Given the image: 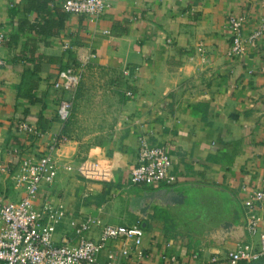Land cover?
Masks as SVG:
<instances>
[{"label": "crops", "instance_id": "0c3cea01", "mask_svg": "<svg viewBox=\"0 0 264 264\" xmlns=\"http://www.w3.org/2000/svg\"><path fill=\"white\" fill-rule=\"evenodd\" d=\"M108 2L97 18L66 13L57 33L42 35L28 27L17 31L18 20L39 19L21 8L25 0H0V201L23 194L13 178L20 159L38 157L60 138L53 181L40 184L33 199L38 211L45 203L63 207L54 243L74 244L68 222L86 216L139 226L143 264L191 253L197 257L190 263L198 264L240 241L255 243L244 225L240 237L211 230L223 221L243 224L247 190H264V37L240 56L226 54L227 19L244 15L242 31L249 33L264 17V0ZM83 62V86L53 88L59 69ZM60 98L72 101L65 121L56 116ZM21 120L41 125V136L15 131ZM140 136L165 148L173 184H129ZM167 187L182 191L183 202L161 208L152 202L144 217L128 207L130 197ZM255 211L264 230V208ZM86 236L97 240L98 229ZM122 245L132 250L129 241H109L97 261Z\"/></svg>", "mask_w": 264, "mask_h": 264}, {"label": "built area", "instance_id": "2783aa9c", "mask_svg": "<svg viewBox=\"0 0 264 264\" xmlns=\"http://www.w3.org/2000/svg\"><path fill=\"white\" fill-rule=\"evenodd\" d=\"M59 7L66 13H75L97 18L109 6L108 0H60ZM244 15L229 17L226 23V32L229 43L226 54L229 57L240 56L248 45H254L257 39L264 37V17L261 18L257 28L249 33H243ZM5 40V34L0 31V45ZM89 53L85 60L92 58ZM4 61L0 59V65ZM85 62L76 66H66L59 69L52 82L54 89L61 92L73 91L78 85ZM264 72V66L261 67ZM122 70V75H127ZM126 96H131L128 90ZM72 101L60 98L57 105L56 116L65 121L71 111ZM14 129L31 137H40L42 130L36 123L25 120L17 121ZM61 141L52 139L45 144L46 151L34 159L21 158L18 168L13 175L16 183L21 184L23 194L17 201H0V264H143L145 256L141 247L142 229L139 226H122L101 224L93 217L86 216L81 219H71L68 224L75 234L76 242L71 244L66 239L59 243L53 241L54 226L63 216L61 204L51 205L45 203L41 210H35L33 199L39 185L50 184L55 174V161L53 150ZM170 158L163 146L150 144L145 136L138 138L136 146V162L130 168L128 182L131 185L150 186L159 183L171 185L173 177L169 174ZM0 170H3L0 164ZM243 189H245L243 187ZM246 208L244 215V228L250 236H256V242L240 241L234 247L218 257L212 254L207 260L198 264H240L264 256V230L259 229L261 215L255 210L264 208V190L250 188L242 201ZM44 221L42 222V219ZM96 227L97 240L89 239L86 234ZM114 240L129 241L132 250L125 245L117 252H107L102 262L97 261V255L106 246L107 242ZM132 254L134 260L127 258ZM197 257L195 253L188 255L187 259H178L174 255H161V264H193Z\"/></svg>", "mask_w": 264, "mask_h": 264}, {"label": "water", "instance_id": "95a60500", "mask_svg": "<svg viewBox=\"0 0 264 264\" xmlns=\"http://www.w3.org/2000/svg\"><path fill=\"white\" fill-rule=\"evenodd\" d=\"M185 194L182 191H178L174 187L162 188L154 191L144 190L138 196L130 197L128 200V207L130 210L137 214V216L144 217L146 209L153 202L157 207H164L167 205L180 204L183 202ZM243 224H231L229 222H221L217 228H213L211 233L213 235H219L224 238L225 235L240 237L243 232Z\"/></svg>", "mask_w": 264, "mask_h": 264}, {"label": "trees", "instance_id": "16d2710c", "mask_svg": "<svg viewBox=\"0 0 264 264\" xmlns=\"http://www.w3.org/2000/svg\"><path fill=\"white\" fill-rule=\"evenodd\" d=\"M53 1L54 0H25V3L21 8L25 12H36L39 15V19L31 24H28L24 19L18 20L17 31H20L24 27H28L42 35H52L57 33V31L63 27L66 12L59 7L58 2L55 4ZM17 31L10 34L8 39L14 40ZM32 86H35V83L30 82L29 88ZM262 257L263 256L249 262H241L240 264H264V260H261Z\"/></svg>", "mask_w": 264, "mask_h": 264}, {"label": "rangeland", "instance_id": "374dc122", "mask_svg": "<svg viewBox=\"0 0 264 264\" xmlns=\"http://www.w3.org/2000/svg\"><path fill=\"white\" fill-rule=\"evenodd\" d=\"M82 79V78H81ZM81 86H83V83H82V81L80 80L79 81V83H78V85L76 86V88L75 89H79ZM71 108H73V106L71 105ZM73 110H71V112H72ZM259 260V259H258ZM261 260H264V256L261 258Z\"/></svg>", "mask_w": 264, "mask_h": 264}]
</instances>
